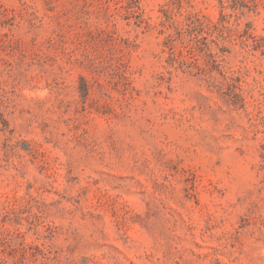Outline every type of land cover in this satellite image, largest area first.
I'll use <instances>...</instances> for the list:
<instances>
[{"label":"rangeland","instance_id":"1","mask_svg":"<svg viewBox=\"0 0 264 264\" xmlns=\"http://www.w3.org/2000/svg\"><path fill=\"white\" fill-rule=\"evenodd\" d=\"M0 264H264V0H0Z\"/></svg>","mask_w":264,"mask_h":264}]
</instances>
